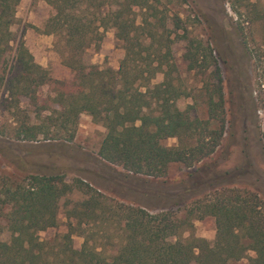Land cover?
Wrapping results in <instances>:
<instances>
[{
  "label": "trees",
  "instance_id": "obj_1",
  "mask_svg": "<svg viewBox=\"0 0 264 264\" xmlns=\"http://www.w3.org/2000/svg\"><path fill=\"white\" fill-rule=\"evenodd\" d=\"M42 1L51 8L43 33L61 37L65 53L61 61L70 76L54 79L34 61L10 29L18 0H0V96L5 93L7 98H3L6 104L0 103L22 114L18 103L27 100L39 117L49 107L39 88H55L53 106L44 120L30 123L28 115H20L12 127L16 137L31 139L46 134L50 126L66 131L85 113L105 129L98 157L120 166L126 177H162L169 164L189 167L214 151L225 132L217 67L213 64L211 70L215 81L205 86L206 118H190L186 109L175 106L182 90L171 78L175 65L167 33L157 34L155 22L146 16L136 22L137 10L154 19L148 0ZM251 12L253 21H264L263 13ZM173 25L180 28L178 17ZM107 27L114 29L123 49L115 70L81 60L83 50L96 46ZM259 45L264 48V32ZM256 50L248 54L255 56ZM209 55V49L196 41L184 58L188 68H206L209 61L203 62ZM158 73L161 79L150 83ZM68 133L70 139L72 130ZM168 137H175V144H163ZM73 188L85 198L67 208L66 194ZM61 209L67 218L66 231L51 243L39 240L37 233L55 226ZM180 211L151 212L119 203L80 179L68 183L59 174L11 178L0 173V233L8 235L0 238V264H229L248 251L252 256L246 264H264V199L258 193L218 188ZM207 216L214 224L211 241L191 233V220ZM89 224L98 225L109 246H116L112 254H103V246L94 243L92 232L85 228ZM183 232H187L184 237ZM72 233L82 236L78 249L71 246Z\"/></svg>",
  "mask_w": 264,
  "mask_h": 264
},
{
  "label": "rangeland",
  "instance_id": "obj_2",
  "mask_svg": "<svg viewBox=\"0 0 264 264\" xmlns=\"http://www.w3.org/2000/svg\"><path fill=\"white\" fill-rule=\"evenodd\" d=\"M92 1L96 4L112 0ZM148 2L151 6L148 12L154 14V19L149 17L150 13L143 15L142 10H137L136 22L146 16L155 22L157 34L163 30L167 33L170 58L175 65L171 78L182 90L175 106L186 109L190 118H206L205 86L215 81L211 70L213 64L217 67L225 132L214 151L189 167L171 163L162 177L139 174L126 177L120 166L98 157L97 150L105 129L99 121H93L85 113L78 115L74 126L67 125L66 131L50 126L46 134L39 133L31 139L18 138L13 134L12 127L20 115H28L30 123H39L53 106L55 88L42 85L38 94L46 98L49 107L43 109L39 117H35L34 108L27 100L19 101L20 114L11 107L5 109L2 105L6 104L3 100L5 93L0 96V173L11 178L34 173L59 174L68 183L80 179L110 200L151 212L171 208L180 214L181 208L190 201L211 194L218 188L253 191L264 199V48L259 45L264 21H253L251 12L254 9L264 14V0ZM50 13V6L42 0H18L10 29L14 38L23 41L34 61L45 68L52 78L66 79L70 71L61 61L65 55L61 37L55 33H43V25ZM175 17L179 18L180 28H174ZM196 41L210 51V58L205 57L203 62L209 61L206 68H188V61L184 58L187 48ZM96 44H90L83 50L81 60L115 70L123 49L114 37V29L107 27ZM255 48L256 55H249V50L253 55ZM160 79L158 73L150 83ZM70 130L72 137L69 139ZM175 142V137L162 140L167 146ZM83 198L85 194L73 188L66 194L67 208ZM66 228L65 210L61 209L56 225L39 231L37 236L49 243L53 238L58 240ZM85 228L92 232L94 243L103 246V254L109 256L113 253L116 246H109V239L104 237L98 225L89 224ZM191 233L211 241L214 234L212 218L192 219ZM186 235L187 232H183L181 236ZM7 237L6 231L0 233L1 239ZM70 238L71 246L78 249L82 236L72 233ZM111 242H115V238ZM249 256H252L250 251L245 257L229 264H246Z\"/></svg>",
  "mask_w": 264,
  "mask_h": 264
}]
</instances>
